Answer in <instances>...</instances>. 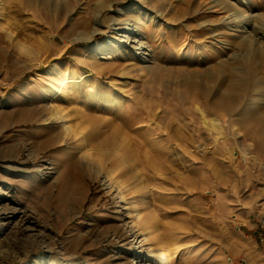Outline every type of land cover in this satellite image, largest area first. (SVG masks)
Returning a JSON list of instances; mask_svg holds the SVG:
<instances>
[{"label":"rangeland","instance_id":"rangeland-1","mask_svg":"<svg viewBox=\"0 0 264 264\" xmlns=\"http://www.w3.org/2000/svg\"><path fill=\"white\" fill-rule=\"evenodd\" d=\"M225 1L252 24L212 0H0V264H264V150L176 83L264 37V0Z\"/></svg>","mask_w":264,"mask_h":264},{"label":"bare ground","instance_id":"bare-ground-1","mask_svg":"<svg viewBox=\"0 0 264 264\" xmlns=\"http://www.w3.org/2000/svg\"><path fill=\"white\" fill-rule=\"evenodd\" d=\"M115 1L116 0H110V2L108 3V7L106 4H104V0H95V8H97L100 12H103L104 10L112 7ZM185 1L188 2L185 5L187 6L188 4L192 3L193 0ZM212 1L214 2V5L217 6V10L215 13L220 14V12H227V15L224 16V19L221 18L222 23H225L232 28L236 27L239 23H251V16H247L244 13L243 8L244 5H248L242 3V6H233L225 0ZM43 2L45 3V1ZM106 7L108 8L106 9ZM125 14L127 15V17L123 19L120 18V22L122 24H126V22H132V24L130 23V25L127 24L126 26L128 32L129 26L132 25L137 27L138 25L143 23V20H145L142 13L140 14V16L134 18L128 17V13ZM83 21V17L81 16L78 22L79 24H82ZM201 24L203 26V23ZM207 27L208 26L205 27L204 25L203 28H205V30H209L210 28ZM251 31L254 35L253 39H249L248 37L242 35L239 37L240 43L237 47L238 49L235 52L237 59L234 63L229 62V60H227L226 58L222 59V52H220L222 56H220V54L216 52L218 54L216 55V57H218V60L215 62V67H208L201 73L186 71L185 74L177 78L176 83L189 97L191 102L197 103V108H199V110L201 111L202 118H205L206 115H212L215 118L229 117L233 122L231 124L232 132H236L240 129L243 130V137H247V139L252 140L254 150L256 151V153H259L260 149L264 150V75H262V73H264V37L260 36L258 31L254 27L251 28ZM222 33L223 31L219 30L212 34V37L215 38V43H222V40H220V37H222ZM188 45L190 46L189 42ZM191 50L192 48L189 49V51ZM195 51L198 56L199 54H201L199 53L198 49H196ZM201 52L204 54V56L208 57V51L202 50ZM98 67V64L95 62V67L92 66L91 68L95 69L97 73L101 74V70H99ZM204 122L207 123L206 118L203 123ZM51 127L52 126L50 125L48 128L51 129ZM120 128V125L116 126L115 130H113L112 132H123V130ZM142 128L143 127H137L135 130L136 134L141 135ZM145 128L149 129V126L145 125ZM59 134L56 132V134H51L48 136V138H46V141L49 143V145H55L56 147L58 146L57 144L60 143ZM61 137L63 138L62 135ZM149 141L152 145L153 139H146L147 143ZM73 147L75 149V146ZM59 149H64V147L59 146ZM147 159L148 164L152 167L154 165L155 158L153 156H149ZM66 169L70 170V173L75 179L82 180L84 168L79 166L76 161L71 160L69 164L67 163ZM147 255V258L151 259V263H169V254L166 249H161L158 252H152L150 250ZM151 263L145 262L143 264Z\"/></svg>","mask_w":264,"mask_h":264},{"label":"trees","instance_id":"trees-1","mask_svg":"<svg viewBox=\"0 0 264 264\" xmlns=\"http://www.w3.org/2000/svg\"><path fill=\"white\" fill-rule=\"evenodd\" d=\"M243 231H245V233L249 236H251L252 238H255L257 241L261 239L260 234H259V230H248L246 228H242Z\"/></svg>","mask_w":264,"mask_h":264}]
</instances>
